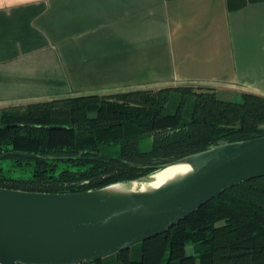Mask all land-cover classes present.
<instances>
[{
    "label": "trees",
    "instance_id": "1",
    "mask_svg": "<svg viewBox=\"0 0 264 264\" xmlns=\"http://www.w3.org/2000/svg\"><path fill=\"white\" fill-rule=\"evenodd\" d=\"M264 135V96L190 84L0 109V187L82 192L183 156ZM115 157L117 159H109ZM80 264H264V176L234 185L169 230Z\"/></svg>",
    "mask_w": 264,
    "mask_h": 264
},
{
    "label": "crops",
    "instance_id": "2",
    "mask_svg": "<svg viewBox=\"0 0 264 264\" xmlns=\"http://www.w3.org/2000/svg\"><path fill=\"white\" fill-rule=\"evenodd\" d=\"M185 84L264 96V0H0V109Z\"/></svg>",
    "mask_w": 264,
    "mask_h": 264
},
{
    "label": "water",
    "instance_id": "3",
    "mask_svg": "<svg viewBox=\"0 0 264 264\" xmlns=\"http://www.w3.org/2000/svg\"><path fill=\"white\" fill-rule=\"evenodd\" d=\"M180 165L188 168L160 184L133 187ZM262 176L264 135L220 140L146 175L82 192L0 187V264H80L111 256L169 230L224 190Z\"/></svg>",
    "mask_w": 264,
    "mask_h": 264
},
{
    "label": "bare ground",
    "instance_id": "4",
    "mask_svg": "<svg viewBox=\"0 0 264 264\" xmlns=\"http://www.w3.org/2000/svg\"><path fill=\"white\" fill-rule=\"evenodd\" d=\"M188 167L187 166H184V165H180V166H174V167H168L165 169V173H166V176L163 180V182L165 180H167L168 178H170L171 176H173L174 174L178 173V172H181V171H184L186 170ZM160 181L159 179V176L158 175H154L150 180L148 181H145V182H135L133 184V187L134 188H137L139 186L141 187H149V186H155L157 185V183Z\"/></svg>",
    "mask_w": 264,
    "mask_h": 264
},
{
    "label": "rangeland",
    "instance_id": "5",
    "mask_svg": "<svg viewBox=\"0 0 264 264\" xmlns=\"http://www.w3.org/2000/svg\"><path fill=\"white\" fill-rule=\"evenodd\" d=\"M193 86H194V85H193ZM164 87H167V86H164ZM194 87H195V86H194ZM161 88H162V87H161ZM159 89H160V88H159ZM156 90H157V89H156ZM220 96L224 98L223 95H220ZM225 98H226V97H225ZM156 175H158V176H159V179H160V181H159L157 184L162 183L163 180H164V178H165V176H166L165 170H163V171L157 173Z\"/></svg>",
    "mask_w": 264,
    "mask_h": 264
}]
</instances>
